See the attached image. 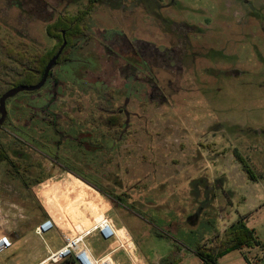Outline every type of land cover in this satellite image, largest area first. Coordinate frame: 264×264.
<instances>
[{
	"label": "rangeland",
	"instance_id": "rangeland-1",
	"mask_svg": "<svg viewBox=\"0 0 264 264\" xmlns=\"http://www.w3.org/2000/svg\"><path fill=\"white\" fill-rule=\"evenodd\" d=\"M87 8V31L70 59L55 63L41 89L6 101L0 234L16 221L33 229L46 218L40 204L54 218L39 184L63 178L68 167L110 195L116 209L106 214L123 216L144 251L164 243L156 227L181 206L186 214L200 206L199 218L212 224L226 213H250L264 251V0H0V37L18 49L57 53L60 43L46 27L60 13ZM113 113L118 128L101 122ZM55 120L82 131L62 133L71 138L58 147L43 126ZM50 172L59 173L36 182ZM68 177L54 188L58 201L93 197L92 188L77 195L82 181ZM120 203L130 207L121 211ZM29 229L26 244L12 240L0 264L45 253ZM43 237L49 247L61 244L56 228ZM248 258L220 264H264L254 253Z\"/></svg>",
	"mask_w": 264,
	"mask_h": 264
},
{
	"label": "crops",
	"instance_id": "crops-1",
	"mask_svg": "<svg viewBox=\"0 0 264 264\" xmlns=\"http://www.w3.org/2000/svg\"><path fill=\"white\" fill-rule=\"evenodd\" d=\"M69 121V120H67ZM66 121V122H67ZM66 122H57L55 120L54 124H50L49 129V138L55 139L54 142L58 144V147L60 146V141L64 142L65 138L70 139L71 136L62 135V133H80L82 131V127H72L71 123ZM63 127L61 130L57 127L58 125ZM57 129V130H56ZM43 133H45L43 131ZM46 134V133H45ZM45 134L41 133V137L46 136ZM60 137L61 139L58 140L55 137ZM73 136V135H72ZM46 138V137H43ZM113 145H116V143L113 142ZM64 172V176L61 179L56 178L55 180L50 179L47 183L39 184L40 186H43L45 189H47V192L43 196H38V198L41 200V198H45L46 203L48 207L52 209L54 213H57L56 216L53 218L51 213L40 204L42 207V211L46 218H51L56 224V230L59 232L60 236L62 234H67L69 231L75 227H81L86 228L90 227L95 221L96 218L101 214V212L104 210V212L101 215H106L111 219L113 224L116 228L121 229L119 230L118 234L122 239V235L124 236V239L126 240L129 236L131 237L134 246H135V258L137 259L138 264H204V261L200 258L198 255L199 250H203V248H206L204 252H210L214 253L215 261L211 264H220L223 257H233L234 259H237L238 257H242L243 260L246 258L248 261V256L251 255V253H254V258L258 260L259 262H264V251H263V245L262 242L257 239L260 242L259 246L255 247H248V246H242L239 249L232 250L230 252L225 253L221 257L218 256V252L220 251L221 247L225 243V232L226 230L234 223H236L238 220H243L245 225L248 228H251L254 230V233L256 235V231L253 227L248 225V214L243 213H236L235 215H232L230 213H226L223 217V222L217 223L216 221L212 224L210 221H202L199 218V213H201L200 206L198 207V213L196 214V211L192 208V213L186 214V210L181 207H176V215L171 216H164L160 219L161 224L160 226H157L156 228L161 229V231H156L155 236L160 237L162 239H165L164 243H158L155 244L156 246L151 251H144L139 246L138 243L135 241L133 234L130 231V228H128L124 224L123 216L121 215L117 216H109L106 214L108 211L114 210L116 208H113L112 202H110L106 198H111L109 194L106 192H103V190L93 185L89 182H87L85 179L80 177L74 170L64 167V169L61 171ZM59 172L51 173L42 180L45 181L49 179L50 177L56 175ZM72 175L76 179L82 181V183L85 185V187L88 189H91L93 197L92 198H79V202L75 205H70L67 202L63 201L60 202L55 198V191L54 188L57 184L63 183V180L65 181H71L69 179V175ZM197 175V174H196ZM223 176L225 175V172H220L219 174L213 173L212 178L216 180V176ZM88 185H86V184ZM52 184V187H51ZM53 188L54 193H52L51 189ZM41 189V188H40ZM87 189L78 188L79 193L76 192V194L85 195V192H87ZM96 190V191H95ZM199 190H196V193H198ZM75 193V192H74ZM73 194V192H71ZM83 197V196H82ZM201 200V198H200ZM121 204V203H120ZM120 207L121 211H126L127 207H130L128 205L121 204ZM125 208V209H124ZM119 209V207L117 208ZM195 212V213H194ZM127 214L124 216L126 217ZM198 215V216H197ZM39 220V219H38ZM77 221V222H74ZM40 222V221H39ZM59 222L62 226L59 228L57 226V223ZM15 224V226H12L11 230L9 231V236L13 240L14 244L18 243V241H22L23 244H26V235L28 234L26 224L22 222H12ZM17 223V225H16ZM75 223V224H73ZM199 225H203V228H201L203 231L196 230ZM17 227L19 229H17ZM123 228V229H122ZM155 227L153 229H156ZM69 229V230H66ZM156 229V230H158ZM34 234V228L30 229ZM68 231V232H67ZM6 233V232H5ZM129 234V236H128ZM145 234H148L145 232ZM35 235V234H34ZM198 235V236H197ZM36 236V235H35ZM123 240V239H122ZM124 241V240H123ZM91 254L95 258L103 257L104 255L108 254L115 248L116 242L114 240H103L97 233H94L92 236H90L87 239ZM94 242L96 244H100L103 246V249L100 252H96L93 250V248L90 246V243ZM153 242V241H152ZM152 244V243H151ZM59 245H55L53 247L44 246L45 253L43 255H38L36 258L31 259L30 261L26 262L25 264H37L40 261H42L48 254L50 250H55L58 248ZM257 249H260L262 252L258 253ZM263 254V255H262ZM248 255V256H247ZM263 256V257H261ZM110 258L113 260L114 264H129V261L127 260L124 252L122 250L115 251L110 254ZM232 259V258H231Z\"/></svg>",
	"mask_w": 264,
	"mask_h": 264
},
{
	"label": "trees",
	"instance_id": "trees-1",
	"mask_svg": "<svg viewBox=\"0 0 264 264\" xmlns=\"http://www.w3.org/2000/svg\"><path fill=\"white\" fill-rule=\"evenodd\" d=\"M88 10L89 8L86 10H77L72 14V16L60 13L57 15L55 21L46 27L45 32L47 36L58 40L60 43L58 48H60L63 41L66 43L60 56L56 60V64L62 60H69L70 58L68 56H70L72 53L76 40L80 39L86 34L87 27L82 23V18L85 17V15L88 13ZM58 32H60V34H58ZM55 54V50L45 53L29 52L26 49H18L0 37L1 95L6 90L18 85L36 84L41 79L45 66ZM100 119L101 122L108 127L118 128L122 125L119 114L113 113ZM50 124L46 123L43 126L48 129ZM237 158L239 161H241L238 156ZM0 160L2 161V158H0ZM251 179L255 180L253 177H251ZM42 180H37L36 182L41 183ZM77 186L86 188L82 182L77 184ZM259 245L260 242L257 239L254 230L248 228L244 221L240 219L226 230L225 243L218 252L217 257H221L225 253L239 249L242 246L255 247ZM204 250L207 251L206 248H203L202 251H198V255L202 261H204V264L214 263V253L204 252Z\"/></svg>",
	"mask_w": 264,
	"mask_h": 264
},
{
	"label": "built area",
	"instance_id": "built-area-1",
	"mask_svg": "<svg viewBox=\"0 0 264 264\" xmlns=\"http://www.w3.org/2000/svg\"><path fill=\"white\" fill-rule=\"evenodd\" d=\"M75 232L62 234L61 244L55 250H50L47 256L37 264H61L71 262L72 264H114L110 254L122 250L129 261V264H138L135 258V246L128 234L126 240H121L118 235L119 230L106 215H101L90 227L81 228L76 226ZM56 228V224L51 218H44L34 227V234L39 237L44 245V234ZM123 229V228H122ZM97 233L103 240H114L115 248L110 253L100 258L92 256L87 239ZM13 246L11 237L7 233L0 234V254L9 250Z\"/></svg>",
	"mask_w": 264,
	"mask_h": 264
},
{
	"label": "water",
	"instance_id": "water-1",
	"mask_svg": "<svg viewBox=\"0 0 264 264\" xmlns=\"http://www.w3.org/2000/svg\"><path fill=\"white\" fill-rule=\"evenodd\" d=\"M65 46V42L60 46L57 53L49 60L47 65L45 66V69L43 71L41 79L36 84H30V85H18L15 87H12L8 90H6L1 96H0V124L2 123L5 115H6V101L9 98L14 97L16 94L20 92H31L41 89L48 78L49 72L52 69V67L55 65L57 58L59 57L60 53L62 52L63 48Z\"/></svg>",
	"mask_w": 264,
	"mask_h": 264
},
{
	"label": "bare ground",
	"instance_id": "bare-ground-1",
	"mask_svg": "<svg viewBox=\"0 0 264 264\" xmlns=\"http://www.w3.org/2000/svg\"><path fill=\"white\" fill-rule=\"evenodd\" d=\"M118 235H119V234H118ZM119 237H120V236H119ZM120 238H121V237H120ZM122 239L125 240L123 235H122ZM122 239H121V240H122Z\"/></svg>",
	"mask_w": 264,
	"mask_h": 264
},
{
	"label": "flooded vegetation",
	"instance_id": "flooded-vegetation-1",
	"mask_svg": "<svg viewBox=\"0 0 264 264\" xmlns=\"http://www.w3.org/2000/svg\"><path fill=\"white\" fill-rule=\"evenodd\" d=\"M114 143H116V141ZM68 175H70V174H68ZM70 176H72V175H70Z\"/></svg>",
	"mask_w": 264,
	"mask_h": 264
}]
</instances>
